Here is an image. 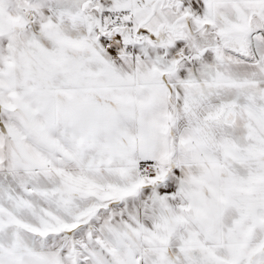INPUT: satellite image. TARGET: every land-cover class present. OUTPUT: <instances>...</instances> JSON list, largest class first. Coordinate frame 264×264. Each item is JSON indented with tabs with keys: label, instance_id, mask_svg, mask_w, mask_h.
Instances as JSON below:
<instances>
[{
	"label": "snow or ice",
	"instance_id": "6c2138e0",
	"mask_svg": "<svg viewBox=\"0 0 264 264\" xmlns=\"http://www.w3.org/2000/svg\"><path fill=\"white\" fill-rule=\"evenodd\" d=\"M0 264H264V0H0Z\"/></svg>",
	"mask_w": 264,
	"mask_h": 264
}]
</instances>
